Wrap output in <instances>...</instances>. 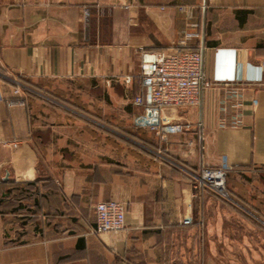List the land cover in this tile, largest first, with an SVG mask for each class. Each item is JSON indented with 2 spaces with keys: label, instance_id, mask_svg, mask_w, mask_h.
<instances>
[{
  "label": "crops",
  "instance_id": "crops-1",
  "mask_svg": "<svg viewBox=\"0 0 264 264\" xmlns=\"http://www.w3.org/2000/svg\"><path fill=\"white\" fill-rule=\"evenodd\" d=\"M177 46L204 49L218 86L197 107L137 104L140 51ZM229 83L241 126L220 124ZM163 116L190 126L162 137L150 124ZM223 155L228 197L194 188ZM111 199L126 226L94 233ZM257 228L264 0H0V264H167L197 238L204 257L233 259Z\"/></svg>",
  "mask_w": 264,
  "mask_h": 264
},
{
  "label": "built area",
  "instance_id": "built-area-1",
  "mask_svg": "<svg viewBox=\"0 0 264 264\" xmlns=\"http://www.w3.org/2000/svg\"><path fill=\"white\" fill-rule=\"evenodd\" d=\"M196 33H187L193 37ZM204 49L177 46L165 50L140 51L139 76L142 89L135 102L140 105L165 107L200 105L203 94L218 86L204 70ZM129 81L130 77H126ZM219 98L220 124L242 125L244 91L241 85L229 83L221 85ZM20 88L14 90L15 94ZM23 103V100L20 101ZM187 123L171 122L165 116L150 124V128L162 137L168 133L183 132L189 128ZM230 165L223 155L220 164L214 168L204 167L196 177L194 188L207 187L222 196L228 197L226 180ZM96 226L94 233L122 230L126 226L127 206L116 199L98 202L95 205ZM183 224H192L191 217L184 218Z\"/></svg>",
  "mask_w": 264,
  "mask_h": 264
},
{
  "label": "rangeland",
  "instance_id": "rangeland-1",
  "mask_svg": "<svg viewBox=\"0 0 264 264\" xmlns=\"http://www.w3.org/2000/svg\"><path fill=\"white\" fill-rule=\"evenodd\" d=\"M180 235L184 236L183 231ZM249 239L250 242H246L243 237L241 242L235 245L233 259L206 258L204 253L201 255L199 238L185 243L180 239L175 244L174 252L168 258L167 264H264V229L263 231L258 228L256 231L251 229Z\"/></svg>",
  "mask_w": 264,
  "mask_h": 264
}]
</instances>
